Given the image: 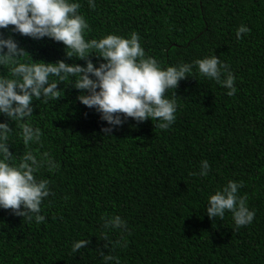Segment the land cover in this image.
Returning a JSON list of instances; mask_svg holds the SVG:
<instances>
[{
	"label": "trees",
	"instance_id": "obj_1",
	"mask_svg": "<svg viewBox=\"0 0 264 264\" xmlns=\"http://www.w3.org/2000/svg\"><path fill=\"white\" fill-rule=\"evenodd\" d=\"M80 3L86 38L135 30L162 66L216 55L235 75L236 93L228 96L193 66L192 76L166 92L178 103L169 129L129 117L105 136L107 122L77 100L80 90L61 82L64 95L34 102L32 118L43 133L32 148L60 164L39 173L52 189L41 206L45 220L37 224L0 208V264H103L100 250L121 264H264V0ZM241 24L251 31L238 40ZM13 36L33 60L85 63L68 58L62 42ZM0 74L7 72L0 68ZM9 148L17 158L25 150L18 136ZM203 159L208 175H193ZM229 180L243 181L239 195L255 209L249 225L236 228L230 212L224 219L206 213L207 197ZM113 215L129 231L122 238L119 229H109L105 241L103 218ZM81 239L89 243L72 252ZM124 239L125 247L112 249L111 242Z\"/></svg>",
	"mask_w": 264,
	"mask_h": 264
},
{
	"label": "clouds",
	"instance_id": "obj_2",
	"mask_svg": "<svg viewBox=\"0 0 264 264\" xmlns=\"http://www.w3.org/2000/svg\"><path fill=\"white\" fill-rule=\"evenodd\" d=\"M87 3L90 8L96 7L95 0ZM80 8V0H0V68L7 72L0 74V116L6 117L0 120V208L11 209L15 215L30 222L34 219L37 224L45 220L41 206L52 194L50 180L41 177L40 170L52 172L60 164L50 152L32 148L41 143L43 134L32 122L34 102L57 101L61 92L64 95L58 87L61 82L80 90L77 100L95 109L100 119L107 122L101 128L105 136H111L129 117L137 123L151 119L155 127L169 129L176 120L178 103L175 93L169 97L166 92L175 90L186 76H192L193 66L200 75L226 88L228 96L236 93L235 75L216 55L162 66L146 54L135 30L127 37L112 32L86 38L89 24ZM10 25L13 27L9 29ZM250 31L241 24L236 38L239 40ZM13 33L62 42L68 58L85 63L33 60ZM93 54L97 57L95 63L90 58ZM222 73L227 74L222 78ZM13 136L19 137L25 149L18 158L9 148ZM209 170L208 160L203 159L199 172L193 175L207 176ZM242 187L243 181L229 180L210 194L205 203L208 217L224 219L225 213L230 212L236 228L251 224L255 209H250L245 196L239 195ZM102 228L105 241L110 240L109 229H119L122 238L129 231L127 221L119 215L103 218ZM88 243V239L74 241L71 251ZM111 244L114 250L125 247L127 240ZM98 254L103 264H121L111 252L100 250Z\"/></svg>",
	"mask_w": 264,
	"mask_h": 264
}]
</instances>
